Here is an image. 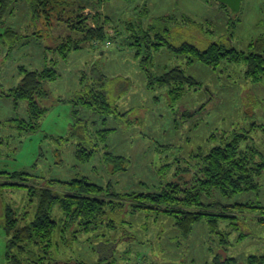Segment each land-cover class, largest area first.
I'll list each match as a JSON object with an SVG mask.
<instances>
[{"label": "rangeland", "instance_id": "1", "mask_svg": "<svg viewBox=\"0 0 264 264\" xmlns=\"http://www.w3.org/2000/svg\"><path fill=\"white\" fill-rule=\"evenodd\" d=\"M64 1L49 0L36 21L29 8L16 6L0 22V171L27 172L23 175L26 185L51 187L59 193L68 191L65 181L83 176L105 187L110 185V191L120 194L160 192L168 184L195 190L205 179L208 151L234 138L242 152L264 166V77L248 78L246 64L229 59L217 68L199 62L187 65L185 58L162 48L154 53L153 74L181 65L199 82L174 104L166 88L149 86L131 40L147 30L150 18L167 16L173 17L175 36L182 34L179 38L191 39L201 48L224 39L231 47L249 53L251 43L264 37V0H242L238 11L219 0H109L100 8L108 41L85 42L67 58L56 51L58 45L69 36L79 39L82 35L74 30L78 6ZM96 11L89 7L81 12L89 25L94 26ZM188 17L202 28L193 27ZM9 27L19 37L9 40ZM93 64L114 80L113 100L118 111L130 110L126 117L116 119L76 103L82 89H95L89 75ZM47 65L58 74L45 83L51 91L48 101L39 100L46 113L32 118L26 99L4 97L3 91L20 82L22 67L40 71ZM81 79L87 88H82ZM119 86L124 89L119 91ZM79 119L91 124L96 143H100L96 137L100 129L118 128L109 135V147L98 146L88 162L78 160V141L71 139L72 126ZM105 149L126 157L124 170L114 172V165L102 160ZM255 180L256 190L230 198L215 189L202 195L205 204L247 205L215 207L230 217L219 222L217 233L203 220L194 225L189 236H183L166 216L146 219L144 213H131L141 206L132 196L111 195L114 200L105 207L102 222L88 226L90 232L84 231L86 225L79 219L64 220L65 214L56 203L53 217L58 226L45 242L50 245L45 247L48 251L28 241L23 244L24 253L12 248L10 254L16 253L23 264H39L43 256L44 264H218L215 261L225 256L244 264L248 255L264 254V167ZM8 181L7 174L0 176V264H9L7 246L15 233L10 236L4 227L7 206L14 209L16 227L20 228L33 219L38 202L29 188L10 186ZM198 208L212 210L209 206ZM125 230L128 235L120 239ZM221 232L229 241L224 247Z\"/></svg>", "mask_w": 264, "mask_h": 264}, {"label": "trees", "instance_id": "2", "mask_svg": "<svg viewBox=\"0 0 264 264\" xmlns=\"http://www.w3.org/2000/svg\"><path fill=\"white\" fill-rule=\"evenodd\" d=\"M107 1L109 0L64 1L66 4L78 6V11L75 14L77 20L74 30L80 33L82 37L75 39L69 36L58 45L56 51L63 58H67L72 50L80 49L85 42L104 43L108 41L109 33L107 25L100 22V8ZM48 2L49 0H0V22L4 20L5 15L8 13L7 11L14 10L16 6H23L25 9L29 8L33 21H36L39 18L41 10L45 11L47 9ZM89 7L97 9L94 26L89 25L87 23L88 17H83L81 13ZM172 18L167 16L150 18L147 30L141 33L142 37L135 35L134 39L131 40L133 41L132 46L136 48L135 57L139 59L142 70L148 75L149 86L153 87L156 85L159 88H166L174 104L183 98L187 89L190 90V88H193L199 82L193 75L187 74L186 69L181 65L167 68L161 74H153L150 68L154 65V53L162 48H166L174 54L185 58L187 65L199 62L217 68L222 61L229 59L235 63H245V73L248 78L259 80L264 77V37L251 43L252 50L249 53L240 52L237 48L231 47L224 39L210 41L205 47L201 48L191 39L179 38L182 34L178 36L174 35L175 29L171 25ZM188 19L193 27L198 25L191 18L188 17ZM105 23L108 22L105 21ZM198 28H202V26L198 25ZM6 33L9 40H11V36L15 38L19 37L17 32L10 27ZM57 74L55 68L48 65L40 71L27 70L25 67H22L20 71L21 80L15 87L10 89L9 95H13L16 101L26 99L32 118L35 116L39 119L47 111L44 103H41L39 100L48 101L51 96V91L45 88V83L47 80L55 79ZM89 75L96 87L94 86V90L91 88L87 91L82 89L77 93V104L85 107L87 110H94L99 114L113 115L116 119L130 114V110L125 112L118 111V105L113 100L116 94L115 88L112 87L114 80L103 73L98 64L92 65ZM81 83L82 88L83 86L87 88L88 84H85V81L82 80ZM128 85L129 83L126 85V89ZM122 89L124 87L121 86L119 91ZM40 95L41 98H39ZM103 120H106V118H103ZM133 121H137V119ZM90 126L91 124L89 125L87 121H83L82 119L77 120L76 124L72 126L71 139L78 141L77 145L79 149L76 151V157L82 162L90 161L95 155L98 146L104 145L108 148L109 135H114L118 129L117 127L100 129L102 132H97L96 136L99 138L100 144L93 141V133H90ZM233 140L224 143V145L213 146L208 151L204 158L206 162L204 167L205 179L195 187V190H182L177 184H168L160 192L135 193L133 195L127 193L120 194L110 191V185L105 187L83 176L65 181L68 191H65L66 193H59L53 191L51 187L37 188L26 185V182H23L25 180L23 175L28 174L27 172L0 171V176L3 174L9 176L10 181L8 183L10 186H25L29 188L30 195L38 199L33 219L20 228L16 227L17 218L15 217L14 209L10 206L6 208L5 230L10 236L15 231L12 235L13 239H9L7 246L9 264H23L22 259L16 253L13 255L10 253L12 248H16L20 251L19 253H24L25 248L23 244L28 241L37 242V246H40L43 251H48L45 247H50V245L45 242L51 239L52 233L58 226V220L53 217L56 203L60 204V210L65 214L64 220L67 219L68 222L77 219L81 220L82 225H86V227L84 226V231L87 232H90L91 225L96 226L102 222L105 207L112 203L114 199L110 196L114 195L119 198L132 196L134 201L138 200L141 203V206H138L137 210L132 209L131 213L137 215L144 213L143 217L146 219L153 215L156 217L159 214L166 216L173 221L174 226L177 227L183 236H189L194 225L203 220H206L212 232L217 233L219 222L221 220L226 221L230 217H228V214L224 210H216L215 207L230 209L229 207H247V205L234 204L228 206L218 201L205 204L202 195L204 193L210 195V191L215 189L220 191L223 196L230 198L239 193L256 190L258 182L255 180V176H260L264 167L263 164L255 162L254 158L239 149V140L237 138ZM102 160L106 164H113L114 172L124 170L123 164L127 162L123 154L112 150L107 151L106 149L102 153ZM180 192H183L182 196L179 194ZM200 206H209L212 210H203L202 208H198ZM196 207L198 210L195 209ZM93 228L95 227L93 226ZM128 233L129 231L127 230L123 233L120 232V239L126 238ZM225 237L222 234L220 241L222 247L229 242L227 237ZM43 257L39 259V264H44ZM215 262L218 264H238L235 258L229 256H225L222 260L217 259ZM244 264H264V254H250L246 257Z\"/></svg>", "mask_w": 264, "mask_h": 264}, {"label": "water", "instance_id": "3", "mask_svg": "<svg viewBox=\"0 0 264 264\" xmlns=\"http://www.w3.org/2000/svg\"><path fill=\"white\" fill-rule=\"evenodd\" d=\"M220 2L229 5L234 11H238L242 0H219Z\"/></svg>", "mask_w": 264, "mask_h": 264}, {"label": "crops", "instance_id": "4", "mask_svg": "<svg viewBox=\"0 0 264 264\" xmlns=\"http://www.w3.org/2000/svg\"><path fill=\"white\" fill-rule=\"evenodd\" d=\"M241 4H242V2H241ZM226 6H228L227 4H225ZM232 10V9H231ZM240 10V9H239ZM29 13H30V11H29ZM13 88V87H12ZM10 88L8 89V91H3V95H4V97H6L7 95H9L10 94ZM1 121V120H0Z\"/></svg>", "mask_w": 264, "mask_h": 264}]
</instances>
